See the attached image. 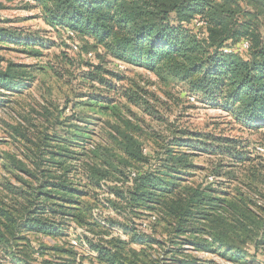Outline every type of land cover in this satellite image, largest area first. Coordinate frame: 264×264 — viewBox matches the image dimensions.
Masks as SVG:
<instances>
[{"label":"trees","instance_id":"obj_1","mask_svg":"<svg viewBox=\"0 0 264 264\" xmlns=\"http://www.w3.org/2000/svg\"><path fill=\"white\" fill-rule=\"evenodd\" d=\"M32 1L41 10L45 23L62 32L77 48L78 38L93 41L101 48L100 59L110 56L144 68L182 86L187 99L194 97L207 107L228 114L245 130L258 133L264 129V0ZM197 21L202 25L197 26ZM5 22L0 16V50L10 44L41 56L32 50L47 48L45 42L2 26ZM243 42H249V51L224 53L226 48ZM104 62L103 59L94 64L84 59L81 63L86 71L81 77L111 92L115 90L111 81H122L124 77L108 69ZM29 69L13 63L0 67V90L12 92L26 86L32 76L28 75ZM146 94L143 90L127 91L124 98L142 108V102L148 104ZM2 96L0 93V104L4 103ZM92 101L111 104L112 99L99 95ZM143 110L154 114L144 106ZM72 122L59 123L66 129L63 135L53 137L56 151L36 155L31 161L34 169L22 159L7 157L4 170L15 174L16 184L9 178L0 181L1 192L11 198L9 203L0 199V264H6L8 258L11 264H31L32 254L37 253L29 239L32 236L78 240L81 248L85 243L95 253L99 264H209L186 255L185 246L232 264H263L257 253L264 249V219L252 209L254 204L247 195L228 192L223 189L226 184L217 180L240 182L235 170H242L249 174V188L258 183L264 185V170H259L257 163L260 157L249 150L251 143L224 135L173 130L161 155L154 159L156 165L135 171L131 169L134 163L149 162L152 155L145 157L148 152L134 135L139 129L128 122V132L113 127L120 138L111 135L110 142L120 152L119 160L109 149L104 150L105 154L98 147L82 153L91 161L84 186L87 191L80 189L81 181L77 184L71 177L78 172L77 165L64 168L66 160L75 154L71 149L80 147L88 131ZM83 146L86 150V144ZM204 155L215 160L210 169L195 165ZM198 170H209L210 176L196 187L184 186L186 178ZM133 173L136 177L131 179ZM108 182L113 185H106ZM104 187L108 198L103 203L91 192L104 191ZM101 206L113 211L124 223L112 218L97 220L95 211ZM156 211L167 216L174 229L169 233L175 234L176 240L171 239L169 251L143 260L140 254L144 250H129L130 243L111 236L114 228H120L124 235L131 236V243L149 248L164 245L153 235L143 234L137 224V219L147 213L153 218ZM159 222L158 217L156 223ZM73 225L94 238L100 237L98 242L86 235L71 237ZM108 236L110 239H106ZM53 250L75 255L63 247Z\"/></svg>","mask_w":264,"mask_h":264},{"label":"rangeland","instance_id":"obj_2","mask_svg":"<svg viewBox=\"0 0 264 264\" xmlns=\"http://www.w3.org/2000/svg\"><path fill=\"white\" fill-rule=\"evenodd\" d=\"M0 16L6 21L2 23V26L21 30L24 35L37 37L47 45V48L40 47L32 50V52L40 53L41 56H34L30 53L31 50L10 44L0 50V59L3 60L1 68H5L6 63L25 65L30 67L29 77L32 75L26 80V86L18 88L17 91L0 90L3 95L1 99L4 102L0 104V181L9 178L14 185L16 184L15 174L12 172L10 174L9 171L4 170L5 166H3L7 163L9 155L24 160L30 169H34L35 166L31 161L35 159L36 155L40 152H55L57 146L56 142L52 140H55L53 137L59 135L58 133L64 134L66 128L59 123L65 120H73L72 123L78 125L79 129L88 130L84 134L85 141H80L81 145L78 149H71L75 154L72 159L66 160L64 165V168L69 167L68 169L72 165H77L78 172L71 177L77 184L81 181L80 185L83 186L80 189L82 190L89 191L84 186L87 184L86 173L89 170L87 165L91 163L89 156L84 157L82 153L94 151L98 147L105 154L104 150L109 149L110 154L119 160L120 152H118L117 145L110 142L111 135L120 138L113 127H121V131L128 132L125 125L128 122L139 129V131H134V135L146 148L148 154L145 157L152 155V160L149 162L145 160L134 163L131 169L135 171L156 165L154 159L161 155L165 140L169 138L173 130L181 129L188 130L190 133L224 135L241 139L247 144L251 143L252 146L250 145L249 150L254 153V156L259 154L260 158L257 157V163L260 166L258 167L259 170H264V129L258 133L245 130L228 114L218 109H211L197 100L191 102L187 99L188 96L182 86L171 80H163L144 68L127 65L111 59L110 56L100 59L98 55L101 54V48L93 41L78 38V44L82 49L78 45V49L75 50L72 46L73 42H70L62 32L45 23L41 10L32 0H0ZM81 52L82 54H80ZM84 59H88L90 63L94 64H99L104 59L107 68L121 74L124 79L122 81L113 79L111 83L115 86V90L107 92L99 84L82 79L81 74L86 71L81 63ZM119 65L124 66V70L119 69ZM137 90L147 93L144 97L148 104L142 102V108L130 104L124 98V93L127 91L137 92ZM99 95L112 99L111 104L93 102L92 100ZM99 106L109 107L110 110L102 111ZM143 106L154 114L150 115L148 112H144ZM83 144H86V150H83ZM44 159L47 160L49 157ZM213 161H215L213 158L204 155L195 161V165L210 169ZM119 167L123 170L122 166ZM241 171L235 170L240 182H234L227 178L217 180L226 184L223 188L226 191L234 194L241 192L247 195L254 204L252 209L260 219H264V185L258 183L249 188L251 186L247 179L249 174ZM209 174V170L192 172V176L186 178L183 185L196 187L202 184L205 178L210 176ZM25 179L28 181L27 178ZM106 185L113 184L108 182ZM107 191L105 188L104 191L91 192V196L104 203L108 198ZM0 199L9 203L11 198H8L6 193H2L0 188ZM85 201H89V198H86ZM153 214V218L148 213L145 214L140 220L137 219V224L143 234L153 235L164 245H154L153 248H149L131 243V236L124 235L120 228H114L111 236L130 243L129 250L138 253L144 250L145 253L140 254L143 260L146 259V256L156 257L161 252L169 251L172 248L171 239L176 240L175 234L169 233L174 229L170 226L171 223L169 224L167 216L157 211ZM95 216L99 221L112 218L124 223L122 218L104 206L96 209ZM158 217L159 224L156 223ZM70 233L73 234L71 237L75 234L86 235L90 239H94L95 242H98L100 238L98 236L94 238L93 234L76 225L72 226ZM110 237L108 236L106 239H110ZM29 239L37 251L32 254L31 264H99L93 255L95 253L85 243L81 248L78 240H75L78 246L71 248L72 238L53 240L32 236ZM55 247L70 249L75 255L68 256L59 253L53 250ZM184 248L186 255L204 260L209 264H232L215 255L197 253L189 246ZM250 250L254 252L253 246L250 247ZM17 251H22V248H18ZM257 254L258 260L264 264V249H261ZM20 255L22 256V253ZM3 257L2 255L1 260H4ZM165 261L167 262V260ZM4 263L11 264L10 258ZM12 263L23 264L18 261Z\"/></svg>","mask_w":264,"mask_h":264},{"label":"built area","instance_id":"obj_3","mask_svg":"<svg viewBox=\"0 0 264 264\" xmlns=\"http://www.w3.org/2000/svg\"><path fill=\"white\" fill-rule=\"evenodd\" d=\"M196 24H197V26H201L202 25V23L201 22H196ZM71 36H73V33H69ZM73 48L75 49V50H77L78 48H77V45H73ZM249 49H250V44H249V42H243L241 45H239L238 47H234V48H226L225 50H224V53H226V54H232V53H245V52H247V51H249ZM119 67V69H121V70H124V66H122V65H119L118 66ZM189 100L191 101V102H194L196 99L194 98V97H189ZM136 177V174L135 173H133L132 175H131V179H133V178H135ZM71 245L73 246V247H77L78 246V243L75 241V240H73V241H71ZM94 256H95V254H93Z\"/></svg>","mask_w":264,"mask_h":264}]
</instances>
